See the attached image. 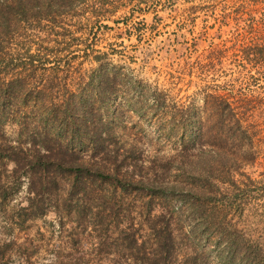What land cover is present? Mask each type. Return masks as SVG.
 Returning a JSON list of instances; mask_svg holds the SVG:
<instances>
[{"label":"rangeland","instance_id":"374dc122","mask_svg":"<svg viewBox=\"0 0 264 264\" xmlns=\"http://www.w3.org/2000/svg\"><path fill=\"white\" fill-rule=\"evenodd\" d=\"M244 1L0 0L14 5L11 29L1 33L0 79L27 83L16 103L26 116L0 121L2 134L14 142L40 138L48 124L33 114L35 91L44 90L38 99L48 108L71 93L94 95L113 159L134 157L145 180L194 192L141 189L128 198L141 205V237L150 227L171 229L169 258L158 264H225L230 241L237 264H264V68L245 57L259 15ZM211 94L252 102L236 104L242 129L237 121H205ZM184 149L191 156H180ZM7 181L0 264H145L123 248L120 233L85 230L77 216L61 225L51 208L27 218V179ZM143 239L146 250L152 243Z\"/></svg>","mask_w":264,"mask_h":264},{"label":"trees","instance_id":"16d2710c","mask_svg":"<svg viewBox=\"0 0 264 264\" xmlns=\"http://www.w3.org/2000/svg\"><path fill=\"white\" fill-rule=\"evenodd\" d=\"M18 2L22 3L23 0ZM245 2L255 8L252 13L259 15L260 18L252 21L256 42L253 44V49L245 51V57H248L250 64L263 69L264 0H245ZM13 6L11 4L3 8L0 4V44L2 31L11 29L9 9ZM22 7V11H26V6ZM24 80L22 77L11 80L0 79V121H12L20 115L26 116L25 113H20L16 105L20 95L24 94L21 92L22 87L27 85ZM88 90L89 88H84L82 91ZM35 94L38 113L33 114L39 116L42 121H47L48 124L44 125L40 138L35 135L26 142H14L2 134L0 128V199L6 200L8 197V191L4 187L6 179L8 184L10 179L18 183L26 178L28 206L22 211L27 218L45 216L47 211L53 208L61 215V225L64 220H72L77 216L85 223V230L92 227L107 234L108 237L116 232L120 233L126 244L123 248L137 250L143 256L145 264H158L163 254H166L167 260L170 253L168 243H171V229L168 226V235H165L164 232L156 231L155 227H150L147 228L150 231L147 237H141V225L135 221L136 216L141 217V205L137 206L136 200L130 203L129 199L132 196L136 198V194L141 193V189L151 192L153 196L158 193L167 195L177 192L195 195L194 192L177 184L157 185L145 180L137 173L138 161L134 157L116 156L113 159L107 138L103 137L107 127L103 122L104 115L94 103V95L93 98L89 95L87 97L83 92L71 93L63 104L55 103L53 100L48 101L50 105L48 108L42 107L43 100L38 99L45 96L44 90L35 91ZM209 98L211 102L206 108L205 121H237L238 129L243 128L240 122L243 121V117L236 111V104L250 106L251 101L244 100L242 94L237 98L236 103L229 95L211 94ZM65 121L74 122L65 123ZM64 133L67 139H64ZM218 150V148L214 150L215 153ZM90 152L91 155H86ZM219 152L222 153L220 150ZM179 155L183 158L191 156L190 150L184 149ZM10 164L14 168L8 172L7 167ZM205 194L202 193L201 196L196 193V196L199 200L202 197L210 198ZM141 238L146 239L143 242L144 246L149 242L152 243L146 250V247L141 250ZM222 254H226V258L223 259L225 264L238 263L233 241L227 244ZM255 258L257 259L258 256Z\"/></svg>","mask_w":264,"mask_h":264}]
</instances>
